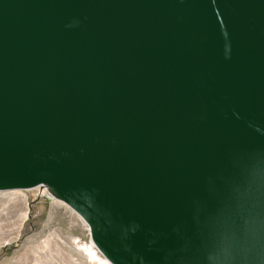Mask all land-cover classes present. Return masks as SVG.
<instances>
[{"label":"water","instance_id":"obj_1","mask_svg":"<svg viewBox=\"0 0 264 264\" xmlns=\"http://www.w3.org/2000/svg\"><path fill=\"white\" fill-rule=\"evenodd\" d=\"M264 171V0H0V191L44 187L112 264H189Z\"/></svg>","mask_w":264,"mask_h":264},{"label":"rangeland","instance_id":"obj_2","mask_svg":"<svg viewBox=\"0 0 264 264\" xmlns=\"http://www.w3.org/2000/svg\"><path fill=\"white\" fill-rule=\"evenodd\" d=\"M40 189L0 191V264H92L80 248L91 241L87 224Z\"/></svg>","mask_w":264,"mask_h":264},{"label":"clouds","instance_id":"obj_3","mask_svg":"<svg viewBox=\"0 0 264 264\" xmlns=\"http://www.w3.org/2000/svg\"><path fill=\"white\" fill-rule=\"evenodd\" d=\"M198 232L189 264H264V171L235 176L220 214Z\"/></svg>","mask_w":264,"mask_h":264},{"label":"bare ground","instance_id":"obj_4","mask_svg":"<svg viewBox=\"0 0 264 264\" xmlns=\"http://www.w3.org/2000/svg\"><path fill=\"white\" fill-rule=\"evenodd\" d=\"M10 191H16V190H10ZM40 196H47L50 194L48 193L47 189H40ZM79 215V214H78ZM25 217L28 216V213H25L24 215ZM80 216V215H79ZM81 217V216H80ZM82 218V217H81ZM83 219V218H82ZM83 221L85 222V220L83 219ZM86 223V222H85ZM87 224V223H86ZM88 226V224H87ZM89 228V226H88ZM90 230V229H89ZM80 246V245H79ZM81 250H84L89 258L92 264H112L103 254L102 252L99 250V248L96 246V244L92 241H90V243L88 242V244H83L82 246H80ZM80 250V249H79ZM83 252V251H82ZM80 253V252H79Z\"/></svg>","mask_w":264,"mask_h":264}]
</instances>
